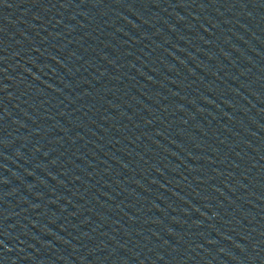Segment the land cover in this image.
Wrapping results in <instances>:
<instances>
[{
	"label": "water",
	"instance_id": "obj_1",
	"mask_svg": "<svg viewBox=\"0 0 264 264\" xmlns=\"http://www.w3.org/2000/svg\"><path fill=\"white\" fill-rule=\"evenodd\" d=\"M0 264H264V0H0Z\"/></svg>",
	"mask_w": 264,
	"mask_h": 264
}]
</instances>
